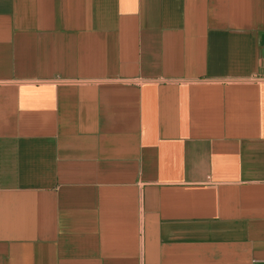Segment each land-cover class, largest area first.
<instances>
[{
  "label": "crops",
  "instance_id": "crops-1",
  "mask_svg": "<svg viewBox=\"0 0 264 264\" xmlns=\"http://www.w3.org/2000/svg\"><path fill=\"white\" fill-rule=\"evenodd\" d=\"M0 264H264V0H0Z\"/></svg>",
  "mask_w": 264,
  "mask_h": 264
}]
</instances>
